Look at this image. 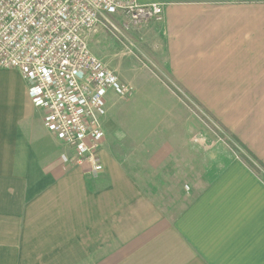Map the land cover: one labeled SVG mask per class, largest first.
<instances>
[{
  "label": "crops",
  "instance_id": "crops-1",
  "mask_svg": "<svg viewBox=\"0 0 264 264\" xmlns=\"http://www.w3.org/2000/svg\"><path fill=\"white\" fill-rule=\"evenodd\" d=\"M138 1L164 6L138 45L172 85L112 68L134 97L104 103L98 174L45 128L19 71L0 69V264H47L52 257L35 255L58 252L79 264H264L263 180L232 159L196 193L190 122L173 96L254 109L264 95V0ZM249 120L238 134L264 163V118ZM148 189L173 192L171 214Z\"/></svg>",
  "mask_w": 264,
  "mask_h": 264
},
{
  "label": "built area",
  "instance_id": "built-area-1",
  "mask_svg": "<svg viewBox=\"0 0 264 264\" xmlns=\"http://www.w3.org/2000/svg\"><path fill=\"white\" fill-rule=\"evenodd\" d=\"M163 18L162 4L138 0H0V69L19 71L45 128L73 149L75 164L98 174L106 95L130 100L134 89L93 53L88 37L101 28L122 41Z\"/></svg>",
  "mask_w": 264,
  "mask_h": 264
},
{
  "label": "rangeland",
  "instance_id": "rangeland-1",
  "mask_svg": "<svg viewBox=\"0 0 264 264\" xmlns=\"http://www.w3.org/2000/svg\"><path fill=\"white\" fill-rule=\"evenodd\" d=\"M144 29L134 30V32L131 31L126 35V39L124 38L122 41H119L110 33L99 28L98 33L90 35L88 40L95 55H97L111 69H118L119 75L120 73L123 75L124 72L130 74L131 70H133L135 74H138L142 70H146L153 73L156 77L161 78L162 81L172 85L169 72L162 67H159L158 63L154 62L151 56L149 57L144 51L143 53L141 52L142 49L138 43ZM136 44L138 47H136ZM130 50H132V52H130ZM125 84L128 83L125 82ZM175 87L180 91L179 87ZM113 94L114 93H108L106 95L105 106L108 107L111 101L116 104H123V102L127 101L122 100L117 96H113ZM173 94L174 98H176L182 108L185 109V114L183 109L180 110V116L185 117L187 114L190 122V130L188 133L190 135V151L194 153L195 169L197 171L195 176H193V178L196 179L194 184V190H196V193L201 192L204 189L209 176L214 179L217 173L224 167L225 162L228 163L232 159H239L242 161L264 182V163L254 152H252L249 145L243 142L240 138L241 135L239 136L238 134L243 133V127L245 125H243V123L245 120H255V117L260 120L264 118V95L257 96L258 100L254 101V109L250 110L240 108V105H230L229 101L223 102L219 97L220 95H197L201 98L202 101H200L197 96L186 94L184 92ZM222 96L223 95H221V97ZM237 96L240 97L241 95H229L231 100ZM111 98H113V100H111ZM203 99L206 103L203 102ZM103 111H105V108ZM237 125L241 126L237 127ZM138 128L140 129L143 127ZM135 160L136 158L132 159L133 162ZM143 160L144 159H137V161L141 162L140 165L146 167L147 164H144ZM209 166L211 173L208 172L209 170L207 171ZM131 167H133V164ZM203 167H205V173L202 171ZM146 169V172H143V176L148 180L150 176H152L150 175L152 170L150 168ZM147 192H150V195L153 196L166 213H172V205L170 203H164L171 201H167V199L173 198V192L168 190L163 191L161 189L160 191L148 189ZM159 193H161V196H159ZM180 193H183V190ZM74 249L75 248L72 247L71 250ZM38 256L42 258L52 257V260L47 264H79L77 262V257L79 255H76L75 253L58 252L51 256H45L42 254L35 255V257Z\"/></svg>",
  "mask_w": 264,
  "mask_h": 264
}]
</instances>
